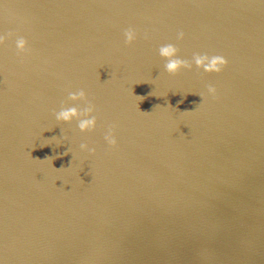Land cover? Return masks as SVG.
<instances>
[{"label":"water","instance_id":"95a60500","mask_svg":"<svg viewBox=\"0 0 264 264\" xmlns=\"http://www.w3.org/2000/svg\"><path fill=\"white\" fill-rule=\"evenodd\" d=\"M0 35V264H264V0H0Z\"/></svg>","mask_w":264,"mask_h":264},{"label":"clouds","instance_id":"9594fccd","mask_svg":"<svg viewBox=\"0 0 264 264\" xmlns=\"http://www.w3.org/2000/svg\"><path fill=\"white\" fill-rule=\"evenodd\" d=\"M9 36L12 33H8ZM125 40L127 43H133L137 34L132 28H129L124 32ZM4 39L3 35H0V41ZM184 39V33L178 34L177 40L182 41ZM15 46L18 51H27V41L20 37L15 41ZM180 49L176 43H164L157 49L159 58L164 62L163 70L169 75H175L182 70L191 69L193 65L203 73L212 74L220 73L223 71L228 61L223 55H208L207 53L196 52L193 53L191 60L183 58L180 54ZM208 93L215 96L216 89L209 86ZM68 102H71L69 105ZM95 105L89 100L85 90H69L67 93V100L60 109L55 113V119L57 122L71 123L77 122V126L81 133H88L95 131L97 128V116ZM104 140L111 146H116L117 140L114 134V126L110 125L104 134ZM81 149L88 151L87 144H81ZM67 154V153H66Z\"/></svg>","mask_w":264,"mask_h":264}]
</instances>
